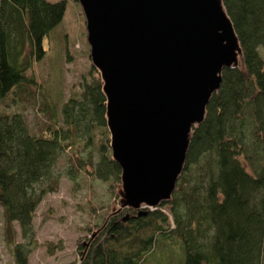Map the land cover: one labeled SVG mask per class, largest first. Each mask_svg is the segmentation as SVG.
<instances>
[{
	"label": "trees",
	"instance_id": "1",
	"mask_svg": "<svg viewBox=\"0 0 264 264\" xmlns=\"http://www.w3.org/2000/svg\"><path fill=\"white\" fill-rule=\"evenodd\" d=\"M222 1L243 66L222 70L219 89L193 128L171 199L145 208V214L125 208L109 216L94 236L90 232L87 245L78 244L79 258L67 264H152L148 255L155 254L156 241L177 245L180 264H263L264 0ZM65 8V0H0V102L16 89L38 86L31 68L45 57L44 38ZM104 101L90 65L88 81L62 102L60 125L35 134L21 113L0 109L3 226L8 232L16 222L22 238H5L14 264H28L34 211L56 189L54 167L64 152L70 150L75 163L66 171L71 180L84 171L117 196L120 167L110 157Z\"/></svg>",
	"mask_w": 264,
	"mask_h": 264
},
{
	"label": "water",
	"instance_id": "2",
	"mask_svg": "<svg viewBox=\"0 0 264 264\" xmlns=\"http://www.w3.org/2000/svg\"><path fill=\"white\" fill-rule=\"evenodd\" d=\"M77 1L120 167L111 214H145L171 199L193 128L242 49L222 0Z\"/></svg>",
	"mask_w": 264,
	"mask_h": 264
},
{
	"label": "rangeland",
	"instance_id": "3",
	"mask_svg": "<svg viewBox=\"0 0 264 264\" xmlns=\"http://www.w3.org/2000/svg\"><path fill=\"white\" fill-rule=\"evenodd\" d=\"M65 2L61 21L44 38L45 57L31 68L38 86L16 89L0 102L2 112L21 113L28 130L35 134H41L48 125H60L62 102L79 90L81 81H88L91 62L85 18L77 0ZM260 52L264 57V47ZM70 152L61 154L54 167L58 174L56 189L46 192L35 208L28 264H67L78 259V244L87 245L90 232L113 215V207H119L118 196H110L106 182L84 171L75 180L68 177L66 171L75 164ZM6 237L8 241H22L16 222L5 231L0 206V264H14L12 245L5 243ZM153 252L148 255L152 264H180V249L175 244L156 241Z\"/></svg>",
	"mask_w": 264,
	"mask_h": 264
}]
</instances>
